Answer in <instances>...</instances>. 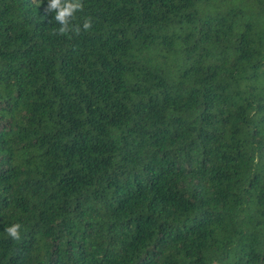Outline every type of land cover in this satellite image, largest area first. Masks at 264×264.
Segmentation results:
<instances>
[{"label": "trees", "instance_id": "1", "mask_svg": "<svg viewBox=\"0 0 264 264\" xmlns=\"http://www.w3.org/2000/svg\"><path fill=\"white\" fill-rule=\"evenodd\" d=\"M82 4L0 0V264H264V0Z\"/></svg>", "mask_w": 264, "mask_h": 264}, {"label": "clouds", "instance_id": "2", "mask_svg": "<svg viewBox=\"0 0 264 264\" xmlns=\"http://www.w3.org/2000/svg\"><path fill=\"white\" fill-rule=\"evenodd\" d=\"M83 7L82 0H46V13H51V19L54 18L57 28L56 32L65 34L68 32H77L89 30L92 27V18L86 17L80 24H70L75 14L81 11ZM22 225L14 222L7 226L4 231L12 240H17L21 235Z\"/></svg>", "mask_w": 264, "mask_h": 264}]
</instances>
